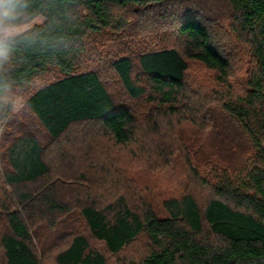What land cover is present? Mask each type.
Listing matches in <instances>:
<instances>
[{"label": "trees", "instance_id": "trees-1", "mask_svg": "<svg viewBox=\"0 0 264 264\" xmlns=\"http://www.w3.org/2000/svg\"><path fill=\"white\" fill-rule=\"evenodd\" d=\"M5 7L0 264H264V0Z\"/></svg>", "mask_w": 264, "mask_h": 264}, {"label": "rangeland", "instance_id": "rangeland-1", "mask_svg": "<svg viewBox=\"0 0 264 264\" xmlns=\"http://www.w3.org/2000/svg\"><path fill=\"white\" fill-rule=\"evenodd\" d=\"M42 22H43V18L39 17V18L35 19L34 21H32V22H30L28 24H24V25H22L20 27H17V28H3V27L0 26V36L8 37L10 35H14V34H18V33L24 32L27 29L31 28L34 24H40ZM20 109H21V106H19L16 109L15 113L19 112ZM206 135L207 134H202V136H205V137L202 138L201 143L204 142L206 148H210V146L212 145L213 139L211 138V136L206 137ZM125 160H126V158L124 157L123 161H125ZM137 167H138L137 170H133V172H134L133 174L122 173V172H120V173H121L122 176L125 175L126 178L134 177L136 175L135 177L139 179L140 186H142L143 189L145 188V190L148 192L147 194H150L152 199L154 198L153 201L156 202V200H157V202H158V200L160 198L159 194H161V192H162L161 191L162 190V186L163 187L165 186V187L168 188V187L172 186V184H170V181H169L168 178L163 177L164 174H162L161 172L153 173L151 170H148L147 169L148 166L144 162L139 163V165ZM90 172H87V173H90L91 176H93V174H94L96 177H97V175H99L98 178L101 177L100 174L98 173L97 169L95 171H90ZM166 172H167L166 177H169L168 172H170V171L167 170ZM172 173L174 175L178 174L176 172H172ZM164 178H165V180H164ZM163 181L165 183L163 185H161V182H163ZM120 183H123V180ZM159 183H160V185H159ZM130 185H131V183L126 185V188H130ZM95 187H96V185L94 184L92 186V189H94ZM110 189H111V187H110ZM129 191H131V193H134L133 192L134 191L133 188L129 189ZM49 248H50L49 245L45 246V252L46 253H40V256L42 258V264H44V263L45 264H52V258L50 256V254L52 252L49 253ZM39 252H40V250H39ZM45 256H47V258H45Z\"/></svg>", "mask_w": 264, "mask_h": 264}, {"label": "clouds", "instance_id": "clouds-1", "mask_svg": "<svg viewBox=\"0 0 264 264\" xmlns=\"http://www.w3.org/2000/svg\"><path fill=\"white\" fill-rule=\"evenodd\" d=\"M9 2V0H0V19L9 14V9L5 7V5Z\"/></svg>", "mask_w": 264, "mask_h": 264}]
</instances>
